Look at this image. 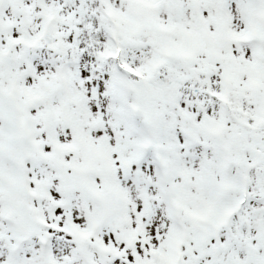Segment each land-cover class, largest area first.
<instances>
[{"label":"snow or ice","instance_id":"1","mask_svg":"<svg viewBox=\"0 0 264 264\" xmlns=\"http://www.w3.org/2000/svg\"><path fill=\"white\" fill-rule=\"evenodd\" d=\"M0 264H264V0H0Z\"/></svg>","mask_w":264,"mask_h":264}]
</instances>
